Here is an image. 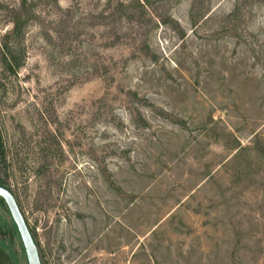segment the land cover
Here are the masks:
<instances>
[{
	"label": "rangeland",
	"instance_id": "obj_1",
	"mask_svg": "<svg viewBox=\"0 0 264 264\" xmlns=\"http://www.w3.org/2000/svg\"><path fill=\"white\" fill-rule=\"evenodd\" d=\"M0 134L41 264H264V0H0Z\"/></svg>",
	"mask_w": 264,
	"mask_h": 264
},
{
	"label": "water",
	"instance_id": "obj_2",
	"mask_svg": "<svg viewBox=\"0 0 264 264\" xmlns=\"http://www.w3.org/2000/svg\"><path fill=\"white\" fill-rule=\"evenodd\" d=\"M0 197L6 202L11 216L18 228L25 252L27 254L28 264H41L38 246L21 212V209L19 208L13 192L3 186H0Z\"/></svg>",
	"mask_w": 264,
	"mask_h": 264
},
{
	"label": "trees",
	"instance_id": "obj_3",
	"mask_svg": "<svg viewBox=\"0 0 264 264\" xmlns=\"http://www.w3.org/2000/svg\"><path fill=\"white\" fill-rule=\"evenodd\" d=\"M3 153V143H2V139H1V134H0V155ZM0 186H3V187H5V188H7V189H9L10 190V188H8L7 186H6V184H5V182H3L1 179H0ZM0 202H2V203H6L1 197H0ZM10 212V211H9ZM16 228H17V226H16ZM17 230H18V228H17ZM18 233H19V231H18ZM2 242V244H0V264H4V259H5V257H6V255H5V251H4V247H6L7 245L3 242V241H1ZM8 257V256H7ZM6 257V258H7ZM11 257V256H10ZM3 259V260H2Z\"/></svg>",
	"mask_w": 264,
	"mask_h": 264
}]
</instances>
